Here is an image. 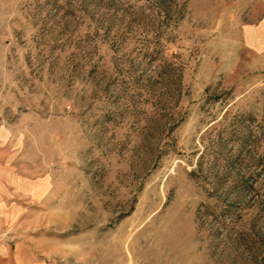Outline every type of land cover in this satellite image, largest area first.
I'll use <instances>...</instances> for the list:
<instances>
[{"label": "rangeland", "instance_id": "1", "mask_svg": "<svg viewBox=\"0 0 264 264\" xmlns=\"http://www.w3.org/2000/svg\"><path fill=\"white\" fill-rule=\"evenodd\" d=\"M0 242L264 264V0H0Z\"/></svg>", "mask_w": 264, "mask_h": 264}, {"label": "crops", "instance_id": "2", "mask_svg": "<svg viewBox=\"0 0 264 264\" xmlns=\"http://www.w3.org/2000/svg\"><path fill=\"white\" fill-rule=\"evenodd\" d=\"M0 264H58L40 258L22 244L0 242Z\"/></svg>", "mask_w": 264, "mask_h": 264}]
</instances>
